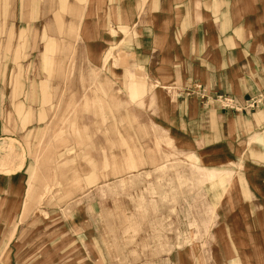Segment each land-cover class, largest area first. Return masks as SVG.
I'll use <instances>...</instances> for the list:
<instances>
[{
	"label": "rangeland",
	"instance_id": "374dc122",
	"mask_svg": "<svg viewBox=\"0 0 264 264\" xmlns=\"http://www.w3.org/2000/svg\"><path fill=\"white\" fill-rule=\"evenodd\" d=\"M129 2L0 0V264H264L229 244L243 184L200 169L149 88L133 100L114 77L142 80Z\"/></svg>",
	"mask_w": 264,
	"mask_h": 264
},
{
	"label": "crops",
	"instance_id": "0c3cea01",
	"mask_svg": "<svg viewBox=\"0 0 264 264\" xmlns=\"http://www.w3.org/2000/svg\"><path fill=\"white\" fill-rule=\"evenodd\" d=\"M121 11L126 18H118L134 23L136 32L129 49L134 67H126L141 72L142 80L128 73L127 80L114 77L133 100L149 88L168 139L200 169L233 172L232 180L243 185L235 194L240 202L224 220L229 244L246 246L248 253L264 246L258 239L264 232V101L241 112L204 109L190 90L197 82L242 105L263 90L264 0H130ZM101 52L88 46L89 58Z\"/></svg>",
	"mask_w": 264,
	"mask_h": 264
},
{
	"label": "built area",
	"instance_id": "2783aa9c",
	"mask_svg": "<svg viewBox=\"0 0 264 264\" xmlns=\"http://www.w3.org/2000/svg\"><path fill=\"white\" fill-rule=\"evenodd\" d=\"M199 97L202 108H219L221 110H231L241 112L247 109H253L262 104L264 101V88L255 97L248 100L246 103L239 104L236 99L230 95L222 94L220 92H210L205 86L195 82L190 88Z\"/></svg>",
	"mask_w": 264,
	"mask_h": 264
},
{
	"label": "bare ground",
	"instance_id": "6f19581e",
	"mask_svg": "<svg viewBox=\"0 0 264 264\" xmlns=\"http://www.w3.org/2000/svg\"><path fill=\"white\" fill-rule=\"evenodd\" d=\"M29 196H30V194L28 195V197H29ZM28 197H27V199H29V200H30V198H28ZM25 206H26V203H25ZM6 214H7V212H6Z\"/></svg>",
	"mask_w": 264,
	"mask_h": 264
}]
</instances>
